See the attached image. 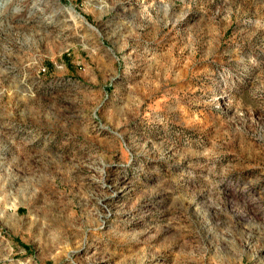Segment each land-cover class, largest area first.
I'll list each match as a JSON object with an SVG mask.
<instances>
[{
    "label": "rangeland",
    "instance_id": "374dc122",
    "mask_svg": "<svg viewBox=\"0 0 264 264\" xmlns=\"http://www.w3.org/2000/svg\"><path fill=\"white\" fill-rule=\"evenodd\" d=\"M0 264H264V0H0Z\"/></svg>",
    "mask_w": 264,
    "mask_h": 264
}]
</instances>
